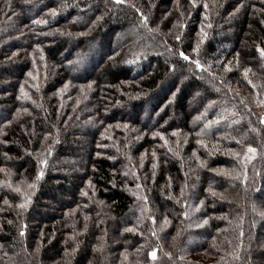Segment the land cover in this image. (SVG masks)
Wrapping results in <instances>:
<instances>
[{
    "label": "trees",
    "instance_id": "obj_1",
    "mask_svg": "<svg viewBox=\"0 0 264 264\" xmlns=\"http://www.w3.org/2000/svg\"><path fill=\"white\" fill-rule=\"evenodd\" d=\"M261 51L264 0H0V264H264Z\"/></svg>",
    "mask_w": 264,
    "mask_h": 264
},
{
    "label": "rangeland",
    "instance_id": "obj_2",
    "mask_svg": "<svg viewBox=\"0 0 264 264\" xmlns=\"http://www.w3.org/2000/svg\"><path fill=\"white\" fill-rule=\"evenodd\" d=\"M253 153L254 152H248L247 156L244 155L243 158L239 160L240 162L238 168L236 169L237 174L235 177L237 181L242 180L243 177L246 175V168L252 158Z\"/></svg>",
    "mask_w": 264,
    "mask_h": 264
},
{
    "label": "snow or ice",
    "instance_id": "obj_3",
    "mask_svg": "<svg viewBox=\"0 0 264 264\" xmlns=\"http://www.w3.org/2000/svg\"><path fill=\"white\" fill-rule=\"evenodd\" d=\"M177 39H179V37H177ZM179 54L184 60H189L190 59L187 55H185V53L183 51H181ZM261 55L264 56V51H261ZM195 63H196V67L197 68L201 67V65L199 64L198 61H196ZM262 122H264V121H262ZM249 151L251 152V151H254V150L252 148H249Z\"/></svg>",
    "mask_w": 264,
    "mask_h": 264
}]
</instances>
